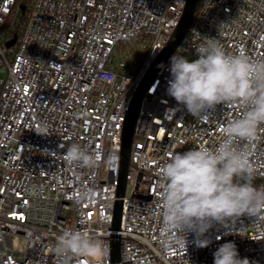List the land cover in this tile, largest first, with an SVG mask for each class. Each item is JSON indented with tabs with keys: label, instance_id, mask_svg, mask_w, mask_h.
Wrapping results in <instances>:
<instances>
[{
	"label": "built area",
	"instance_id": "obj_1",
	"mask_svg": "<svg viewBox=\"0 0 264 264\" xmlns=\"http://www.w3.org/2000/svg\"><path fill=\"white\" fill-rule=\"evenodd\" d=\"M15 1L0 0V33ZM183 6L184 0H32L19 38L0 45V264H87L55 251L57 237L70 229L105 241L103 264H214V252L229 241L250 264H264V231L248 216L215 225L205 234L206 248L191 233L187 248L183 242L165 246L158 221V172L166 159L201 143L215 146L222 126L242 114L239 105L222 104L203 120L193 117L167 94L170 58L188 53L197 59L195 45L208 38L228 53L264 58V0L199 1L141 100L124 193L117 195L128 105ZM127 44L142 47L143 57L116 58ZM73 143L101 162L93 169L69 165L62 154ZM253 153V183L261 187L264 140ZM109 156L115 161L105 164ZM83 190L93 198L81 200ZM116 201L121 213L114 230ZM116 236L120 260L113 263Z\"/></svg>",
	"mask_w": 264,
	"mask_h": 264
},
{
	"label": "clouds",
	"instance_id": "obj_2",
	"mask_svg": "<svg viewBox=\"0 0 264 264\" xmlns=\"http://www.w3.org/2000/svg\"><path fill=\"white\" fill-rule=\"evenodd\" d=\"M214 40L195 45L197 59L178 54L170 58L167 94L200 120L222 104L239 105L242 114L222 126L215 146L201 143L177 151L160 167L158 221L165 246L183 242L187 248L191 233L197 246L206 248L211 243L205 235L210 229L228 226L241 216H248L254 228L264 231V186L253 183L257 168L252 162L253 149L264 140V58L228 53ZM62 155L69 165L88 169L101 162L78 143ZM114 161L109 156L104 163ZM92 198L91 190L80 194L81 200ZM55 251L85 258L87 264H103L108 246L87 230L70 229L57 237ZM213 255L214 264H250L231 241Z\"/></svg>",
	"mask_w": 264,
	"mask_h": 264
},
{
	"label": "water",
	"instance_id": "obj_3",
	"mask_svg": "<svg viewBox=\"0 0 264 264\" xmlns=\"http://www.w3.org/2000/svg\"><path fill=\"white\" fill-rule=\"evenodd\" d=\"M199 1L200 0H184L183 10L177 25L172 30L162 51L153 59L147 70L141 75L137 88L132 95L121 131V160L118 170L117 195L122 196L124 193L133 130L141 100L145 94L150 80L154 78L161 66L168 61L180 40L187 32L192 22L194 13L198 7ZM15 41L16 37H13L6 42V46L12 45ZM120 213L121 202L116 201L111 224V228L114 230H117L119 227ZM110 257L113 263H118L120 260L119 240L117 239V236L111 241Z\"/></svg>",
	"mask_w": 264,
	"mask_h": 264
},
{
	"label": "trees",
	"instance_id": "obj_4",
	"mask_svg": "<svg viewBox=\"0 0 264 264\" xmlns=\"http://www.w3.org/2000/svg\"><path fill=\"white\" fill-rule=\"evenodd\" d=\"M32 0H16L11 14L7 17L6 22L2 27V35L6 40L13 37L19 38L24 27L27 13L30 9ZM136 45V44H130ZM137 46V45H136ZM139 46V45H138ZM131 58L134 60L140 59L144 55V49L130 48Z\"/></svg>",
	"mask_w": 264,
	"mask_h": 264
},
{
	"label": "rangeland",
	"instance_id": "obj_5",
	"mask_svg": "<svg viewBox=\"0 0 264 264\" xmlns=\"http://www.w3.org/2000/svg\"><path fill=\"white\" fill-rule=\"evenodd\" d=\"M6 38L3 37L2 33H0V45L4 46L6 45ZM130 48H135V49H142V47L140 46H136V45H130V44H127V45H120L119 48L117 49V51L114 53L115 57L116 58H120L118 57L119 55H122L123 54H126V53H129L130 52ZM183 56H185L186 58H188L190 61L191 60H194L196 59L194 56L188 54V53H183L182 54ZM10 54H8V58H10ZM138 60V59H137ZM2 76V74L0 73V77Z\"/></svg>",
	"mask_w": 264,
	"mask_h": 264
}]
</instances>
